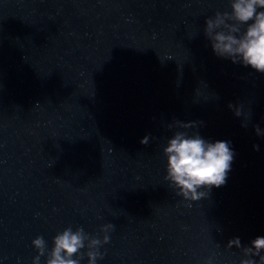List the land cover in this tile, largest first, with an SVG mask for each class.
<instances>
[{
  "label": "water",
  "instance_id": "1",
  "mask_svg": "<svg viewBox=\"0 0 264 264\" xmlns=\"http://www.w3.org/2000/svg\"><path fill=\"white\" fill-rule=\"evenodd\" d=\"M226 11L230 0H0V264H33L37 236L50 251L68 227L102 239L112 224L110 242L264 182V74L204 35ZM176 132L234 152L226 182L196 202L164 179Z\"/></svg>",
  "mask_w": 264,
  "mask_h": 264
},
{
  "label": "clouds",
  "instance_id": "2",
  "mask_svg": "<svg viewBox=\"0 0 264 264\" xmlns=\"http://www.w3.org/2000/svg\"><path fill=\"white\" fill-rule=\"evenodd\" d=\"M230 9V12H216L205 20V37L218 57L264 74V0H230ZM176 124L184 129L197 126L195 122L176 121ZM254 131L257 136L264 135L258 125L254 126ZM149 140L150 136L146 135L140 142L148 145ZM229 145L228 141H206L198 132L192 135L176 132L163 149L167 157L164 179L184 200H201L206 193L200 189L220 187L226 182L234 157ZM254 148L258 150L257 145ZM113 227L112 224L101 227L102 239L91 237L82 227L75 231L68 227L53 238L50 251L44 238L37 236L32 241L38 253L33 264H40V258L44 256H47L46 264H80L85 256L87 264H96L97 259L103 258L99 248L109 242L107 233ZM232 247L243 252L245 258L240 264H264V237H256L248 246L242 245L239 238H233L227 243V248ZM85 248L87 251L82 252Z\"/></svg>",
  "mask_w": 264,
  "mask_h": 264
}]
</instances>
